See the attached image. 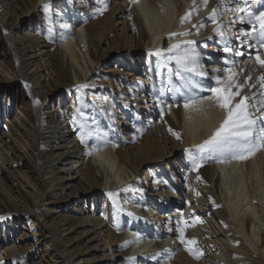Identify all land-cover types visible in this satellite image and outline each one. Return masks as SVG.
<instances>
[{
	"label": "bare ground",
	"instance_id": "1",
	"mask_svg": "<svg viewBox=\"0 0 264 264\" xmlns=\"http://www.w3.org/2000/svg\"><path fill=\"white\" fill-rule=\"evenodd\" d=\"M103 1L0 0V44L11 59L0 60V92H13L14 84L22 88L23 110L13 127L31 153L0 134V264H264V150L217 162L195 147L223 121L224 111L207 97L218 86L217 76L223 94V69L230 67V54L208 17L220 6L218 23L229 44L244 52L231 56L232 71L239 73L238 83L251 76L256 87L245 86L235 97L239 102L260 94L264 68L255 63L256 49L237 47L241 30L250 25L246 13H240L241 23L232 9L259 13L264 0H225L227 11L220 0H208L207 6L201 0H113L97 12ZM141 9L151 14L152 24ZM188 12L193 15L181 24ZM181 32L190 35L169 38ZM185 40L195 42L199 67L207 72L185 73L188 82L178 81L175 61L166 59L169 46ZM121 56L123 70L114 67L108 70L114 75L107 74L109 58ZM49 83L51 91L74 89L79 96L70 98L68 108L47 110ZM186 94L205 97L198 110L185 109ZM76 126L83 142L74 134ZM134 130L142 134L136 137ZM181 155L173 174L159 175L163 162ZM229 175H235V189ZM185 177L194 187L189 193L180 183ZM95 194L104 201L98 215L69 207L71 199ZM181 228L186 240L197 241L192 247L201 250L199 259L180 246ZM221 240L226 259L217 245Z\"/></svg>",
	"mask_w": 264,
	"mask_h": 264
},
{
	"label": "snow or ice",
	"instance_id": "2",
	"mask_svg": "<svg viewBox=\"0 0 264 264\" xmlns=\"http://www.w3.org/2000/svg\"><path fill=\"white\" fill-rule=\"evenodd\" d=\"M99 2V0H98ZM133 3L138 2V0H132ZM231 2L239 4V0H231ZM247 3V0H245ZM195 4V0H193ZM220 4L223 5V10L227 11L228 3L225 0H220ZM203 5H208V0H203ZM47 7V6H46ZM107 10V5L103 8H97V12L102 13ZM237 13L238 18L241 23L245 22V15H240V13H246L247 23L250 25V30H241L240 36L243 37L241 44L237 47H243L247 45L249 49H256L255 53V63L261 68H264V53L260 52V49H264V11L259 13H253L246 8L237 6L232 9ZM195 11H199L196 8ZM223 14L220 6L214 7L212 9L211 15L208 17L213 24L216 25L214 32L220 36L221 43L224 44L223 51L230 54L229 58L225 59V64L230 65V67H225L223 72L227 75V85L223 92L219 85L221 84V78L216 77L217 87L210 88L209 91L211 95L207 97V100L215 101L218 108L224 111L225 115L222 123L217 127L211 136L204 140L202 143L196 145L195 147L201 154H208V158L216 159L217 162H225L231 160H245L250 158L256 152L264 150V74L260 75L257 83L260 86L261 92L253 94L252 97L241 96L239 102H234L236 96H240L243 88L245 86L254 88L255 84H250L251 76H248L243 84L237 82V77L239 73L233 72L232 69L236 67V61L231 59V56H243L244 52L236 50L233 46L229 44V37L226 34L225 27L222 23H218L219 17ZM193 12L186 13L180 19V23L184 24L190 20ZM204 24L194 25L196 28L203 27ZM61 27L67 28L68 25H61ZM190 35L189 32L181 33H171V37H179ZM240 36L237 39H240ZM194 41L185 40L181 43L172 44L167 49L168 56L166 59L168 61H175L177 65L176 75L181 79L188 82L189 77H186L185 73H191L193 76H206L207 72L200 69L201 56L199 52L192 47ZM155 55L161 58L163 57V50H157ZM249 59H253L251 53H249ZM214 71H220L218 69ZM243 69H241V72ZM190 87H197L196 84H190ZM235 87L236 91L233 92L231 89ZM179 90V89H178ZM205 97L186 94L184 96V107L185 109L196 108L203 103ZM246 101H252L251 103H246ZM39 103V101H37ZM171 131V130H170ZM179 138V134L173 133ZM83 134L81 135V140L83 142ZM205 157L202 155L201 160ZM4 219V217H0ZM199 218H197L198 220ZM179 239L182 244L185 245L186 250L194 256V258H200L201 250L199 248H194L192 245H196L197 241L193 238L191 240L184 239V229H179Z\"/></svg>",
	"mask_w": 264,
	"mask_h": 264
},
{
	"label": "rangeland",
	"instance_id": "3",
	"mask_svg": "<svg viewBox=\"0 0 264 264\" xmlns=\"http://www.w3.org/2000/svg\"><path fill=\"white\" fill-rule=\"evenodd\" d=\"M103 2H104V4L107 5V7L112 6L113 3H114L113 0H107L106 2L105 1H103ZM201 2H203V0H201ZM100 4H101V1H100ZM248 4H251V3L249 2V3H247V5ZM139 12H140V14L144 15L145 18L149 19L150 24L153 23V17H151V14L147 10L141 9V10H139ZM233 14L234 13H232V15ZM232 17H234V16H232ZM18 22L20 23V26H22L24 24L23 19L19 20ZM30 23H31V21H30ZM230 23H232V22H230ZM230 23H228L227 25L228 26L231 25ZM235 26H237V25L234 24V22H233V27L236 28ZM234 31L233 30L230 31L231 32L230 35H231V37H233V40L235 39V35H236L237 29H234ZM5 48L6 47H4L3 44H0V56H1L0 60H3L5 62L9 63L11 59L8 58V55L6 53V49ZM125 59H126L125 56H121L118 59L109 58L108 61H110V62L107 64V68H106L107 74L112 75L114 73V71H108V70L113 69L114 67H117L118 71L123 70ZM135 60H140V59H135ZM119 62H121L120 65H118ZM10 73H11V71H10ZM139 75L142 76V77L145 75L143 68H142V70H141ZM155 80H156V78H155ZM51 85H52V83H49V85L47 87L46 86L44 87V90L47 91V92H50L51 91L50 89H52ZM13 87H14L13 92H9V90H7L5 88H4V90L2 92H0V134H2V133L5 134V137H7V139L9 141L12 142V140H13V142L17 143V145L19 143V145H18L19 149L21 151L25 150V151H22V152L23 153H28L29 156H31V153L29 151L28 143L24 142V139H22L20 134L18 135V133L15 131V129L13 127V125H14L13 124V120L18 115L17 112L19 111V109L23 110V106H22L23 90H22V88H20L19 86H16L15 84L13 85ZM73 90H69L68 93H65V90L63 88H61L60 90H55V88H54V91L50 92L48 98L46 99V101H45V103L43 105V107L45 109H47V110H51L53 107L54 108H62V109L63 108H68L69 107L68 105H69L70 100H71L70 98H72L74 96L76 98V96H79V94L76 93V92L74 93ZM26 112L27 111H25L23 113H26ZM7 121H9V122H7ZM134 125L137 126L138 124L136 123ZM165 133L167 135V132H165ZM74 134H75V136H80L81 137V135L83 133L80 130V128L78 126H76ZM141 134H142V132H140V131L139 132L137 130L133 131V135L136 136V137L140 136ZM183 158H184V155H181L179 158H177L171 164L163 162L162 165L157 169V172L160 171L159 175L162 172H164V171L172 173L173 170H174V167L176 165H178V163L182 164ZM182 167H180V168L182 169ZM220 176H221V178L223 177V173L222 172L220 173ZM174 177L179 178V175L176 174V175H174ZM226 178H227L228 184L230 185V187H232L231 189H235L234 188L235 185H236V183H235V175H229ZM190 181L191 180H189V177H185L183 179H180V183L185 186V189L183 190L184 193H189V191L193 190L194 187L191 185ZM100 199H101L100 195H97V194H95L94 196L88 195V196H84V197L82 196L81 198L76 199V200L75 199H71L70 201H68V204H69V207L71 209H77L78 208L80 210H84L85 212H87L88 210L89 211L91 210V213L94 212V213H96L98 215L99 212H101V210H102V204L104 202L103 200L100 201ZM61 203L63 204V201ZM105 208L107 209V207H105ZM69 211H71V210L69 209ZM184 239L186 240V237H184ZM222 243H223V240L218 241L217 245H218L219 249H221L224 258L226 259V250L224 249V245ZM182 245H183V247H185V245L181 243L180 246H182ZM50 248H52V246H50ZM41 251H44V244L43 243H41ZM49 253L51 254L50 251H49Z\"/></svg>",
	"mask_w": 264,
	"mask_h": 264
}]
</instances>
